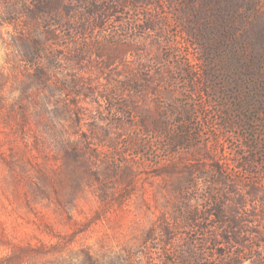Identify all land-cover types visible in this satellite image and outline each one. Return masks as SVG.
I'll list each match as a JSON object with an SVG mask.
<instances>
[{"label":"rangeland","instance_id":"rangeland-1","mask_svg":"<svg viewBox=\"0 0 264 264\" xmlns=\"http://www.w3.org/2000/svg\"><path fill=\"white\" fill-rule=\"evenodd\" d=\"M66 1L39 75L35 0H0V264H198L214 166L264 190V0Z\"/></svg>","mask_w":264,"mask_h":264},{"label":"trees","instance_id":"trees-1","mask_svg":"<svg viewBox=\"0 0 264 264\" xmlns=\"http://www.w3.org/2000/svg\"><path fill=\"white\" fill-rule=\"evenodd\" d=\"M34 5L28 15L32 19L38 17L46 24H38L31 28L30 34L26 35L22 42H17L16 47H19L17 50L26 62L37 63L39 75H45L49 66L43 64L40 59L46 54L49 60L53 56L50 54V40L58 39L57 27L71 25L60 24L64 21L68 23L63 12L66 10L68 12L69 7L66 0H35ZM52 18L58 24H49ZM67 21L72 20L69 17ZM40 26L45 30L44 33ZM146 28L154 30L156 24H147ZM253 122L249 117L250 127ZM250 141L251 144H247L248 152L242 158V167L247 170H252L259 165L257 157L261 155L259 149L261 141L254 137ZM214 167L215 187H209L206 195H203L205 209L200 210L201 212L195 218L196 222L192 224V228L200 230L201 239L198 243L203 247L200 249L201 256L197 259L198 264H246L249 261L251 262L249 264H264V198H260L264 197V190L258 186L259 182H255L254 191L250 195L255 203L251 208L246 196H240L238 202L233 203L230 200V193L221 192L216 188L218 184L232 185L233 182L226 175L221 164H216ZM257 204H261L262 213ZM168 232L167 234L170 235ZM251 236L258 240L260 245H257L258 242H254ZM234 244L238 250L224 251L227 246ZM209 249L213 251V255L206 254V250ZM17 261L16 257H9L6 263L16 264Z\"/></svg>","mask_w":264,"mask_h":264}]
</instances>
